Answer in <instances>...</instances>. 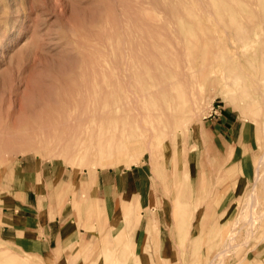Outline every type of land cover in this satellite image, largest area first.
I'll return each instance as SVG.
<instances>
[{"label": "rangeland", "instance_id": "rangeland-1", "mask_svg": "<svg viewBox=\"0 0 264 264\" xmlns=\"http://www.w3.org/2000/svg\"><path fill=\"white\" fill-rule=\"evenodd\" d=\"M162 1L0 0V227L3 212L12 215L14 209L21 207L16 198L19 190L26 187L15 186L20 181L21 162L29 160L33 169L37 164L38 168L43 165L54 171L51 187H39L43 195L40 199L38 197L34 212L19 213L30 217L27 230L17 227L16 233L0 237V248L10 251L8 255H11L9 262L0 256V264H142V260L146 264H208L223 242L232 245L223 264H239L251 248L241 245L247 241L246 231L250 225L246 223L230 236L228 229L243 207L248 210L244 220L250 219L251 210L252 214L255 213L252 216L254 227L258 226L256 231L253 227L256 235L249 241L251 245L260 243V247L241 264H264V175L261 181L259 178L255 180L254 174L258 163H264V38L253 47H245L238 39L235 27L220 24L215 13L206 6L203 8L200 0ZM244 2L234 0L235 11L226 15L228 22L236 17L246 24L252 10L260 12L261 8L257 7L264 8V2L255 1L252 10L241 9ZM170 6L179 8L173 10ZM190 13L200 18V27L194 25L202 39L200 45L210 51L220 43L227 57L226 62L220 60L208 69L216 80L215 84H208L198 76L192 86L179 90L181 103L195 97L200 100L194 116L186 118L182 115L172 129L166 128L165 136L154 139V151L166 149L163 150L166 159L158 156L149 163L150 153L140 148V152L131 149L113 156L110 164L93 165L90 164L92 159L61 149V139L86 126L74 124L71 131L67 128L69 125L62 124L61 116L69 108L78 115H81L82 107L88 109L87 99L92 93L88 81L99 83L102 101L107 83L116 85L118 55L127 53L133 64L140 67L139 80L138 75L134 78V91L139 97L142 88H152L151 82L158 80L149 75L150 53L161 50L171 53L179 25L191 26L188 23L193 19ZM259 33L264 37V27ZM201 62L198 58L193 61V70L198 69ZM234 71L241 74H232ZM154 73L159 76L153 70ZM119 74L122 81L120 70ZM85 84L89 85L90 91ZM78 102L80 106L76 105ZM139 104L143 111L150 108L148 99ZM108 125L111 128L116 126L106 122L105 127ZM168 130L175 133L167 134ZM210 143L219 150L218 157H214ZM195 145L197 147L193 149ZM177 150L183 154L178 164L187 177L181 187L188 195L186 201L203 195L204 190L208 192L204 196L209 199L214 187H218L216 190L222 194L221 199H226V211L231 209L224 220L226 229L221 222H209L210 227L218 225L219 234L226 231L225 240L219 241L215 236L211 244H202L203 237L209 238L203 233L202 223H195L187 231L176 218L171 192L175 171L173 153ZM263 163L260 164V174H264ZM230 167L236 171L228 174L230 179L222 184L223 179H217L216 173L224 168L228 173ZM94 169L98 177L108 172L114 176L122 174L124 184L128 175L123 173H132L137 184L134 189L142 193L146 187L148 200L141 202L137 199L139 208L148 204V216L143 214L139 231L135 229L133 219L122 237L114 229L129 209L119 197H124L130 187H121L117 192L113 187H104L101 193L95 187L94 199L83 194L89 183V173ZM69 177L73 183L82 181L84 187L65 190L60 181ZM251 193L256 199L255 206L249 210ZM9 200L11 205L8 206L5 203ZM65 205L67 213L72 212L68 219L70 234L76 231L81 239L77 249L63 242L56 253V249L49 250L47 246L46 229L48 222L54 220L51 219L52 213L62 211ZM152 210L159 214L161 242L167 241L168 244L165 250H153L151 246L145 248L134 240L137 232L147 230ZM216 215L217 212L213 219ZM63 218H60L59 225L63 224ZM55 231L56 227L52 226V232ZM230 240L235 245L239 243L237 248L230 244L234 243ZM67 250L70 253L66 255L64 251Z\"/></svg>", "mask_w": 264, "mask_h": 264}, {"label": "bare ground", "instance_id": "bare-ground-1", "mask_svg": "<svg viewBox=\"0 0 264 264\" xmlns=\"http://www.w3.org/2000/svg\"><path fill=\"white\" fill-rule=\"evenodd\" d=\"M200 1H201L200 3H202L201 5L203 6V8L204 6H206L207 9L215 13L216 19L218 20L220 24L224 26H226L227 24L232 27H235L236 35L239 40L243 41L242 44L245 47L247 46L253 47L255 46V43H257V41L262 40L264 38L259 33V30L262 31L264 27V8L256 6L259 9L261 8L260 12H258V10L253 11L251 8L252 5L254 4L256 5L255 1H257V3L259 4H262L264 0H245L244 2L245 4L243 7L241 6V9L246 7V10L247 9L252 10L250 13H253L251 15L252 18L250 16L249 22L246 24L236 20L237 19L236 17L234 20L231 19V23L228 22V20H226V15L229 13H231L232 15L233 12L235 11L234 9L235 5L233 3L234 0H200ZM181 5L183 4H179V6ZM178 8L174 7L172 9L175 10ZM173 12L175 13L176 11H173ZM174 15L172 16L174 17ZM189 15H191V13ZM191 16L193 17V19L188 21V23H190L191 26L187 27L185 24L179 25L176 31L178 33V36L171 48L172 49L171 53H168L167 52L168 50H161V51H155V52L150 53L152 64L149 66L150 67L149 75L155 78L156 80L157 79L158 80L157 81L154 80V82H151L152 88L149 86L142 88V90L139 92V97H141V99H138L139 97L136 91H134V87H135L134 78L136 75L139 74L138 72H140L139 70L140 67L139 66L137 67L136 66L137 64L136 65L133 64L131 60L132 57H129L127 53L121 52V54L118 55L117 57L118 75L116 77V81H117L116 85H110L109 83H107V91L102 101H101L102 89L100 88L99 83L97 81H88V82H91V92L92 93L89 92L90 91L89 85L85 84L86 85L85 88L87 86L89 87L87 88L89 89V91L87 92L91 93L90 94L91 97L89 98V94L87 97L89 98L87 99L88 109L86 110L84 107H82L81 115L74 113L73 108L66 109L62 112L61 119H62V124L64 126L69 125L67 128L71 129V131L75 125H81L80 127H82L83 125H86V126L77 132L76 130L74 132H71L72 134L74 133L73 135H70L67 138L65 137L64 139H61L62 143L59 144L61 149L63 148L64 150L66 149L70 150L71 152H73V154H75V156H79L82 158H90L92 159L90 164H93V165L101 164L103 162L106 164H110L113 162V156L115 155L119 156L125 151L131 150V149L139 150L140 148H143L145 152L150 153L149 163L152 162L158 156L162 158L164 157V160L166 159V154L163 151L166 149L157 148L158 151L157 152L154 151L153 149L154 139L165 136L166 130L172 129L173 128L171 127L172 125L178 124L182 115L186 116V118L188 116L189 118L190 116L191 117L194 116V113L196 114V108L200 100L195 97L193 99H190L189 101H185L181 103L179 100L180 96L178 95L179 90L182 89L184 91L189 86H192L194 82H196V79L198 76L202 77V79L208 84H215L216 80L212 78L211 72L208 69L209 67H212L215 63H217L220 60L222 61L225 60L226 62V57H227V55H225L224 53L225 50L223 49L222 46L219 45L220 43L219 44L217 43L216 47L214 49L211 48L212 50L210 51L200 45L201 40H202L201 36L199 35V33L196 32L197 30L194 28L195 26L200 27V18L196 17L194 13H192ZM212 38L213 36L211 37V39ZM215 41H217V39ZM221 44L223 45L222 42ZM197 58L202 60L201 66L198 69L195 68L193 70V67H194L193 61H195ZM134 62L136 63V61ZM152 69L156 73H158L159 76L156 75L155 73L153 74ZM119 70H120V73L122 74V81H121V76L119 74ZM145 71L148 72V69L146 68ZM237 73L241 74V72L239 71ZM237 73H235L234 71L232 74H237ZM140 75L137 76L138 77L137 80H139ZM235 80H239V79H235ZM159 85H161L162 88ZM155 87L157 90L155 89ZM84 96H86V94ZM146 99L150 101V108L143 111L139 103L141 101H146ZM76 105L80 106L79 102ZM86 111H87V114H82ZM106 122L114 123L116 126L114 128H111L109 125L105 127ZM168 133L174 134L175 131L168 130L167 134ZM210 146L214 150V157H218V154H220L219 150L213 147L211 143H210ZM195 147H197V145L193 146V149ZM178 151L179 150L173 153L174 161H175V168H174L175 171L173 173V185H172V192H171L172 199H173L172 201L174 202L173 212L175 213L176 218L178 219L180 225L182 224L181 227L182 228L185 227L187 231L195 223L196 225L198 223H202L203 233H206V235L209 237L208 239L207 237H203L205 239L201 238L203 239L202 244H205V243L211 244V240L215 236L218 237L219 241H222L226 235V231L224 234L222 233L219 234L218 225L217 226L213 225L212 227H210L209 222L210 220L215 223L221 222L222 227L226 229L224 220L226 219V216L229 214L231 209L227 208V211H226V202H225L226 199L224 200L221 199L222 194L218 193L216 190L218 189V187H214L211 190L212 191L211 193H213V196L212 197L208 196L209 199H207L206 196H204L205 193L207 192V190H204L203 195L199 196L198 198L192 201H186V198H188V195L186 194L185 189L181 190V187H184L183 184L186 181L187 177H186V174L182 171V167L179 166L178 164L179 158H181L183 155L181 152H178ZM260 160H262V157H260ZM163 162H165L166 164V161H163ZM262 163L263 162L260 161L255 168L257 171L254 173L256 175L255 180H257L258 178L261 180L264 175L262 173H261L262 175L260 174V168L262 167V165L260 167V164ZM162 170L164 171L165 169H162ZM227 171L228 173H226V168H224L220 171H217L216 173L217 179H220V178L221 180L223 179L222 184L223 182H226V180L230 179V177L228 176L231 173L235 172L236 169L233 167H230ZM224 174L226 175L225 178H223ZM96 182H97V172L94 169V170H91L89 173V183L87 187L83 189V194L90 195L92 198L95 197L94 193H96V189L93 186L96 184ZM34 188L36 189L38 193V197L40 199L43 193L40 191L39 187H34ZM221 188H222V185H221ZM239 188L240 187H238L237 189ZM67 189L68 187H65V190ZM234 189H236V187H234ZM186 190L188 192V188H186ZM125 194L126 195L124 197L123 196L121 198L119 197V200L125 201L129 209L126 210L127 212L121 217L119 222H117L116 225L114 226V229L120 232L121 237L123 236L125 232L128 231L129 226L132 222V219H133L135 229L139 231V225L141 224L143 214L145 213V216H148L146 215L147 214L146 212L148 211L147 209L148 204L143 205V207L141 208L137 206V203H138L137 199L138 201L140 200L142 202L143 200L145 199L148 200L149 198V195L146 194V187L143 189L142 193H138L134 189V187H130V189L127 192H125ZM249 199L251 202L247 206L248 208H250L249 210H251V208L255 206V203H253L254 200L256 199L254 193L250 194ZM248 202H246L245 205ZM247 211L245 210V207H243L240 210L239 215L230 223L229 229H228V233L230 236L235 232V230L240 231L242 227L246 225V223L250 225L249 229L245 228L247 229V231L245 230L247 232V235H246L247 241L245 242L243 241L244 243L241 244V245L246 244L251 247L248 252V255L244 257V260L247 259V257H249L250 253L254 252L257 248L260 247V243L254 244V245L250 244L249 240L255 237L256 235L255 231L258 225L254 227L255 219L252 216L255 213L252 214L253 213L252 210H251L250 217H249L250 219L244 220V217L246 216ZM215 212H217V215L213 219V215L215 214ZM60 213L61 211L53 212L51 215V219H55L57 216L60 215ZM206 222L207 224H205ZM159 227H160L159 214L156 211L155 212L153 211V214H151V216L149 217L147 230L140 231L139 234L137 232V236L134 237V240L138 244H140L142 247H145V248H148L151 246L153 250L155 249L165 250L168 244H167V241L165 243L161 242ZM253 227L255 228V231L253 230ZM70 229L71 227H70V224L68 223V220L64 221L61 227L60 236L58 238L57 248H55L56 250L54 249L56 253L59 251V247L62 245V243L66 242V238L70 234ZM236 234H234V236ZM231 237L233 238V236ZM230 241L228 243H230ZM231 242H234V241H231ZM230 244L235 245L236 243L234 242ZM238 244L239 243H237V245ZM237 245H235V247ZM231 248H232V245L230 246L226 244V242H223V244L220 246L218 245L217 253L215 257L208 264H223L227 253L231 252L230 251ZM9 252L6 249L0 248V256L6 259L5 261L7 262H9L11 259V255L10 256L8 255ZM243 261H241L239 264H241ZM141 262L142 264L147 263L145 260L144 261L142 260Z\"/></svg>", "mask_w": 264, "mask_h": 264}, {"label": "crops", "instance_id": "crops-1", "mask_svg": "<svg viewBox=\"0 0 264 264\" xmlns=\"http://www.w3.org/2000/svg\"><path fill=\"white\" fill-rule=\"evenodd\" d=\"M29 162H32V161L23 160L21 162V165L19 166V171L21 174L20 175L21 177H19L20 181H17V184L15 185L16 187H26L24 189L19 190V195L16 198L17 204L21 207L19 208V210L14 209L15 214H12V215H9L4 212L2 213L3 219H2V225L0 227V237H5L4 235H9L10 233H16L17 227L21 228L22 230H27V223H28L27 220H29L30 217L20 216L19 213L20 211L32 213L34 212L35 208L38 207V195L36 191L31 187H51L52 185L51 177L53 176L54 171L44 168L43 165L39 166L41 168H38L36 163H35L36 165H34L35 168L33 169L30 167L31 163ZM123 174L128 175L127 182L125 184L122 180V177H123L122 174L114 176L111 173L109 175V172H108L105 174L102 173L99 177L97 176V182L93 187H98V190L100 193L103 192L104 187H113L116 190V192L121 187H137V184L134 180V176L132 173L127 172ZM87 178L85 180H87ZM85 180H83V182ZM88 181H89V178H88ZM60 182L64 184L63 187H84L83 183H81L82 181H76L75 183H73L71 177L67 179L63 178L62 181ZM57 184L58 183H56L55 187L57 186ZM5 204L8 206L11 205L10 200ZM71 213H67L66 205H65L61 211V214L58 217H56L54 220H50L48 222L47 224L48 228L46 229L47 236H45V240L47 241V246L49 247V250H54L55 248H57L58 238L60 236L61 227H62V224L59 225V222L61 221L60 218L65 217L63 218V221H66L70 219V216L72 215ZM37 224H40V223L37 222ZM52 226L56 227L55 232H52ZM80 239H81L80 235H78V233L74 231L73 234H70L66 238L65 245L74 246V250H75L78 248ZM51 243L54 244V247L51 246ZM69 253L70 251L68 250L64 251V254L66 255Z\"/></svg>", "mask_w": 264, "mask_h": 264}]
</instances>
